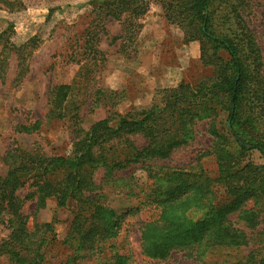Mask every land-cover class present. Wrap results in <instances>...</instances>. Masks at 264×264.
<instances>
[{"label": "trees", "instance_id": "1", "mask_svg": "<svg viewBox=\"0 0 264 264\" xmlns=\"http://www.w3.org/2000/svg\"><path fill=\"white\" fill-rule=\"evenodd\" d=\"M24 1L0 3L11 12L23 8ZM161 1L165 2V18L177 22L185 41L201 38L212 45L209 64L213 77L196 85L181 81L176 87L159 89L147 108L125 114L112 111L84 129L80 115L83 98L91 95L94 105L105 102L110 94L121 98L120 92L102 89L95 80L104 62L98 44L101 36H107V19L121 26V34L112 40L131 43L141 28L139 20L148 11L146 0H90L93 17L81 37V53L76 60L80 68L70 84L49 88L45 113L47 120L65 121L69 126L74 138L70 154L47 157L19 148L4 156L8 171L0 178V222L8 235L0 245V255L8 256L14 264H42L54 240L50 223L29 229L21 209L24 201L33 198L37 209L53 198L58 208L72 213L62 242L71 253L61 264H130V255L120 252L118 246L122 231L118 217L93 181L99 168L104 171L105 184L116 182L114 172L133 165L148 174L143 203L153 206L155 213L141 223L139 232L141 254L149 260L165 261L176 252L200 258L214 249L246 245L250 235L235 227L228 216L248 200L261 206L264 220V115L259 114L264 112V63L260 46L244 19L248 0ZM221 26L227 34L216 32ZM9 35L0 34V45L5 43L0 49V82L6 79L11 52L17 55L15 79H20L27 71L28 56L36 48L35 37L16 45L9 41ZM5 46L10 48L5 50ZM201 60L206 63L202 54ZM220 112L226 114V135L219 133L214 122L208 129L217 142L213 150L216 178L205 176L200 168L156 166L155 161L168 158L173 150L193 140L198 120L212 115L215 119ZM38 124L18 125L16 130L30 134ZM242 130L257 133L248 137ZM134 136L144 139V144L137 146ZM253 150L260 154L261 166L243 163V156ZM216 184L224 188V197L215 202L212 192ZM24 186L33 191L21 199L17 191ZM240 213V219L249 226L258 218L254 208ZM253 255L233 264H257ZM263 263L262 259L258 262Z\"/></svg>", "mask_w": 264, "mask_h": 264}, {"label": "rangeland", "instance_id": "2", "mask_svg": "<svg viewBox=\"0 0 264 264\" xmlns=\"http://www.w3.org/2000/svg\"><path fill=\"white\" fill-rule=\"evenodd\" d=\"M89 1L25 0L23 8H14L11 12L0 3V34L10 32L9 41L16 45L33 37L37 38L35 40L36 48L27 58L26 73L20 79H15L18 60L17 55L11 52L6 79L4 82H0V178L4 177L8 171V167L4 163V156L14 149L37 151L47 157L70 154L74 138L69 126L65 121L47 120L45 113L49 88L57 84L71 83L80 68V62L76 60L81 53V37L93 17L91 15L92 5L89 4ZM146 1L148 11L139 20V23L141 21L144 23L141 24L135 38L142 32L141 37H143L144 42H149L155 37L154 32L151 31L161 33V36L164 35L162 46L171 43L172 47L176 48V50L174 49L175 55L169 65L179 66L177 67L179 74L176 73L178 78L180 73L184 72L179 82L185 81L196 85L205 80H210L213 77V66L209 64L214 52L212 45L201 38L185 41L183 29L177 22H169L165 18L166 11L163 7L165 2L161 0ZM50 9H52L51 12ZM244 19L260 46L264 63V0H248ZM107 25L109 26L108 30L111 28V31H117L119 22L109 18L105 23V28ZM221 28L219 30L216 28V32L222 35L227 34V29L222 26ZM120 43V41L111 42L106 36H101L99 41L98 47L104 52V62L95 73V80L97 86L102 89L111 90L114 79L111 71H121L128 61L131 62L132 55H134V40L131 43L126 42L121 43V45ZM3 44L5 43H1L0 49ZM5 47H7L5 50L10 48V46ZM219 53L221 54V52L217 54ZM201 54L204 59L206 57V63L201 60ZM123 56L126 57L127 61H121ZM145 57L148 58L147 53ZM117 59L120 61L119 63H117ZM174 61H176L175 64ZM158 72L157 69L150 70L151 76ZM127 80L131 81L129 75L125 76V81ZM132 80L145 82L146 79L132 75ZM177 84L171 87H176ZM130 90L129 87L126 88V91L130 92ZM157 90L159 89L154 90L150 100L141 99L137 101L135 99V102L120 114H125L135 108H147ZM145 96L149 98L150 95ZM79 97L81 98V95ZM82 102L80 110L82 127L88 129L92 123L106 117L112 111L118 112L121 98H113L110 94L105 102L94 105L90 95L83 98ZM259 114L264 115V112L260 111ZM35 121L39 122L36 131L30 134L17 132L16 127L18 125H27ZM212 122H214L219 133L226 135L225 113L220 112L215 119L212 115L208 119L198 120L194 127L193 140L187 145L173 150L168 158L155 161L156 166L177 170L200 168L204 171L205 176L211 179L216 178L218 167L213 150L217 142L215 143V139L208 133L209 125ZM243 131L248 137L257 133L250 130H242V133ZM258 133L261 134V131ZM132 139L137 146L144 144V139L139 136H134ZM242 161L243 163L251 162L255 166H261L263 163L256 150L246 153ZM103 180L104 171L99 168L93 174V181L99 187V193H102L105 204L118 217L122 228L118 246L122 248L120 252L124 251L123 253L127 252L130 255V264H233L243 263L251 253H254L255 263L258 264L260 259L264 262L263 212L255 200L246 201L239 210L228 216L235 227L243 229L250 235L246 245L233 249H214L200 258L189 257L185 256L183 252H176L172 253L165 261H155L145 258L140 250L139 229L141 223L155 213L153 206H146L143 203L146 195L143 192L150 182L148 174L138 165H133L127 169L114 172L113 180L116 182L105 184ZM32 191L33 188L28 189L27 186H24L17 191V195L22 199L27 193L31 194ZM222 197H224V188L217 184L213 185L212 199L215 198L214 201L216 202ZM251 208L256 209L258 218L254 224L249 226L247 221L240 219V211ZM21 211L27 217L28 227L31 230H34L35 225L39 227L42 224L50 223L54 240L46 249V259L42 264H61V260L69 252L67 246L62 242L72 218L70 209L58 208L53 198L47 199L44 207L37 209L35 198H33L24 201ZM7 235L8 229L3 222H0V245L6 241ZM0 264H14V262L10 261L8 256L1 254Z\"/></svg>", "mask_w": 264, "mask_h": 264}, {"label": "crops", "instance_id": "3", "mask_svg": "<svg viewBox=\"0 0 264 264\" xmlns=\"http://www.w3.org/2000/svg\"><path fill=\"white\" fill-rule=\"evenodd\" d=\"M109 23L110 21L108 22V24ZM143 23L144 21H141V24ZM108 27L109 26L107 25L106 38L108 37V39L113 42L112 37H116L121 34V26L120 24L118 25L117 31H111V28L110 30H108ZM151 32H154L153 34L155 35V37H153V40L149 42H144L143 37H141L142 32H140L139 36L134 38L135 51L134 55H132L131 62L128 61L127 65L125 64V67L121 71H111L112 75H114L111 90L121 93V105H119L118 107L119 113H122V111L126 109L130 104H133L135 102V99H137V101H140L141 99H145V101H148V99H151L154 90L174 86L181 80V77H183L184 72L180 73L179 78L176 77V75L179 74L177 72V70L179 69L177 68L179 67L178 65L177 67L175 65V67L169 65V62H171L172 58L175 55L174 49L176 50V48L172 47L171 43L167 46H162L164 35L161 36V33H158L156 31ZM117 41H120L122 43L121 39L115 40V43ZM146 53L148 54V58L145 57ZM125 58V56L121 57V61H127V59ZM117 61V63L120 62L118 59ZM175 63L176 61H174V64ZM152 69H157L159 72L157 74H152L151 76L150 70ZM128 75L131 77L130 82L129 80H127L128 82L125 81V76ZM132 75L141 76L146 80L145 82L136 80L133 81ZM126 86L131 89L130 92L126 91ZM128 93H131V95H128ZM148 94L150 95L149 98L148 96H145Z\"/></svg>", "mask_w": 264, "mask_h": 264}]
</instances>
